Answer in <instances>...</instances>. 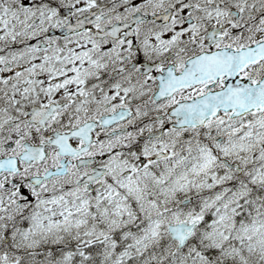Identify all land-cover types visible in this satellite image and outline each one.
<instances>
[{
	"label": "snow or ice",
	"instance_id": "6c2138e0",
	"mask_svg": "<svg viewBox=\"0 0 264 264\" xmlns=\"http://www.w3.org/2000/svg\"><path fill=\"white\" fill-rule=\"evenodd\" d=\"M0 264H264V0H0Z\"/></svg>",
	"mask_w": 264,
	"mask_h": 264
}]
</instances>
